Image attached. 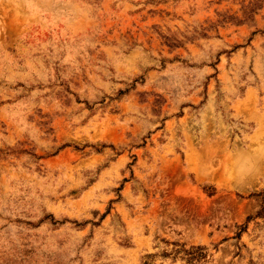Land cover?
Returning <instances> with one entry per match:
<instances>
[{
    "label": "rangeland",
    "instance_id": "obj_1",
    "mask_svg": "<svg viewBox=\"0 0 264 264\" xmlns=\"http://www.w3.org/2000/svg\"><path fill=\"white\" fill-rule=\"evenodd\" d=\"M0 264H264V0H0Z\"/></svg>",
    "mask_w": 264,
    "mask_h": 264
}]
</instances>
